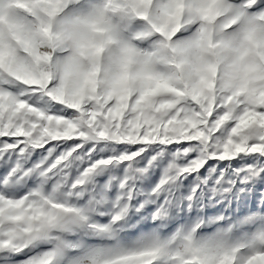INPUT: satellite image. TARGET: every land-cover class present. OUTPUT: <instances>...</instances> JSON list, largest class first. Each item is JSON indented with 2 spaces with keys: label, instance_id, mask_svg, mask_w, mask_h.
Wrapping results in <instances>:
<instances>
[{
  "label": "snow or ice",
  "instance_id": "1",
  "mask_svg": "<svg viewBox=\"0 0 264 264\" xmlns=\"http://www.w3.org/2000/svg\"><path fill=\"white\" fill-rule=\"evenodd\" d=\"M113 161L112 221L159 222L95 246ZM0 264H264V0H0Z\"/></svg>",
  "mask_w": 264,
  "mask_h": 264
},
{
  "label": "rangeland",
  "instance_id": "2",
  "mask_svg": "<svg viewBox=\"0 0 264 264\" xmlns=\"http://www.w3.org/2000/svg\"><path fill=\"white\" fill-rule=\"evenodd\" d=\"M63 147V145H61ZM60 151L59 148L56 149V153ZM102 151H107V149H102ZM55 153L49 156L48 159L51 160L54 158ZM87 163V160H79L75 159L71 162V177H75L84 167V164ZM133 170V166L129 165V173ZM63 171L65 170H54L55 175L53 179L59 177L61 180L64 179ZM205 169H201V173H204ZM123 172L122 166L113 161L107 165H101L95 171L89 173V175L85 178V183L82 185L83 195L81 197H73L68 203L74 207L88 208L87 212L88 216V224L95 226V232L90 235L85 236V240L95 246H103L105 244H115V243H126L129 240H134L136 237L141 235V232H147L149 229L147 227L141 229V225H155L159 221H154L150 216L145 219L144 217H140L136 214L135 208H129L127 213L123 215L119 220L113 222L112 217L113 214L118 210L117 207H113L115 197L113 193L116 192V183L119 180L121 174ZM211 175V171L208 173ZM70 177V178H71ZM69 178V179H70ZM199 178L193 183H197ZM51 185H46V187H50ZM202 199L205 196V192L201 189L197 193ZM93 197V199L89 200V197ZM121 203H123V198L121 199ZM145 206H149L148 202H145ZM210 207H218V205H212ZM180 205H177V211L175 215L172 216L171 213L164 214L160 219L164 221L176 220L174 227H181L184 224V220H180L179 217L184 216L185 213L188 215H193L191 211L188 209H184V211H180ZM140 211H143L141 209ZM205 224L202 227L205 230V233H211L213 231V223L214 214L212 212H208L204 217ZM126 221L131 222L130 227H124L122 225L125 224ZM167 224L162 225V227H167ZM140 229V231H137ZM83 231V230H81Z\"/></svg>",
  "mask_w": 264,
  "mask_h": 264
}]
</instances>
